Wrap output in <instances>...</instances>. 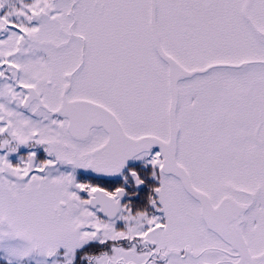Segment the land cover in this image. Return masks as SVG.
Wrapping results in <instances>:
<instances>
[{"label":"flooded vegetation","instance_id":"obj_1","mask_svg":"<svg viewBox=\"0 0 264 264\" xmlns=\"http://www.w3.org/2000/svg\"><path fill=\"white\" fill-rule=\"evenodd\" d=\"M157 1L160 5L171 0ZM119 5V0L113 2L110 10L119 14ZM36 6L23 20L28 29L23 37L0 42L1 47L22 38L23 48L17 52L25 54L24 59L6 60V52L0 51V91L9 89L16 92L15 98H23L21 107L41 130L40 137L22 143L43 149L59 136L65 153L81 160L78 166L67 160L54 170L69 173L68 179L72 171L78 173L69 200L61 201L75 229L89 237L78 254L85 252L83 257L89 258L104 248L112 264H264V118L257 116L256 103L253 116L231 121L234 106L225 104L222 93L204 92L211 122L206 140L202 124L189 113L200 102L198 93L192 92L189 82L183 88L187 102L181 103L179 95L176 157L204 193L200 201L182 181L164 174L159 148L138 152L130 145L131 137L141 135L131 132L123 104L114 96L100 100L89 91L97 83L94 30L107 16L105 3L37 0ZM38 13L41 18L36 20ZM40 29L43 37L35 44L33 34ZM9 52L10 56L11 48ZM14 108L10 114L20 115V108ZM233 124L238 129L235 134ZM34 159L35 154L30 157L29 175L34 172ZM208 174L211 185L205 179ZM170 183L178 189L165 191ZM96 189L104 194L100 202L106 216L100 206H91ZM210 203L213 208L207 209ZM79 219L85 222L80 224Z\"/></svg>","mask_w":264,"mask_h":264},{"label":"rangeland","instance_id":"obj_2","mask_svg":"<svg viewBox=\"0 0 264 264\" xmlns=\"http://www.w3.org/2000/svg\"><path fill=\"white\" fill-rule=\"evenodd\" d=\"M101 1L105 3L108 13L94 30L97 83L93 88L89 87V91L100 100L114 96L118 104H123L127 125L134 135L157 134L168 139V68L153 46L151 1L119 0V14L110 10V5L117 0ZM0 3L2 9L6 8L9 12L5 17L15 14L22 18V22L37 9V0H0ZM157 12L162 44L185 67L193 70L221 63L243 65L241 68H214L206 74L180 82L181 103L187 102L183 88L188 82L192 92L198 93L200 102L190 107L189 113L193 120L202 124L204 139L207 140V128L211 127L207 118L208 97L204 92L213 96L222 93L225 104L234 106L230 109L234 111L231 121L243 120L245 114L246 118L253 116V103H256L259 111L257 116L264 118V64H252L254 61L264 62V0L161 1ZM3 13L4 10L1 15ZM119 19L118 26L114 25L113 22L117 24ZM43 30L33 34L35 44L43 37ZM23 45L21 38L19 43L1 45L0 51L6 52V60L9 57L24 59L23 50L22 53L17 52ZM3 57L2 61L5 59ZM12 93L15 95L16 92ZM24 95L22 93L18 97ZM32 110L37 111L35 108ZM262 125L264 131V122ZM231 131L233 134L238 131L236 125L231 126ZM1 137L0 150L11 154L20 149L19 143L12 137L11 141ZM49 143L42 146V150L56 159L49 172L57 170V166L66 165L67 160L73 161L74 166L79 165L80 158L65 153L64 141L59 136ZM26 145L20 144L21 147ZM28 146L33 144L28 143ZM81 171L88 173L86 169ZM77 174L72 171L68 180L54 179L49 175L38 178L2 163L0 255L9 264H74L89 237L83 230L75 229L69 209L64 210L60 202L69 200V188L74 186ZM205 179L209 185L212 184L209 174ZM177 189L170 183L164 190ZM84 222L79 219L80 224ZM87 259L88 264H112L106 255L94 260H90V257Z\"/></svg>","mask_w":264,"mask_h":264},{"label":"water","instance_id":"obj_3","mask_svg":"<svg viewBox=\"0 0 264 264\" xmlns=\"http://www.w3.org/2000/svg\"><path fill=\"white\" fill-rule=\"evenodd\" d=\"M150 23H151V35L153 37V46H155L156 53L160 59L165 62L169 68L168 70V90H170V105L168 109V124H169V138L168 140L163 139L161 136L153 134H145L141 137H131L130 145L137 148L138 152H144L146 150H151L152 148H159L162 153L163 163L162 169L164 174L173 175L178 180L182 181L184 188L189 191V193L194 196L196 199L202 201L204 193L201 190H198L193 182L190 179L188 170L181 164L178 163L176 154H177V141L178 133L180 130V124L178 122V105H179V82L191 77L199 76V74H206L210 72L211 69L221 68V67H237L241 68L243 65H227V64H216L210 65L206 69H193L191 70L178 60L176 56H172L167 52L165 46L162 45L160 28L158 23V1L150 0ZM3 12V9L0 8V14ZM41 13L35 14L34 17L36 20H39ZM256 62V61H254ZM252 62V64L254 63ZM56 115H61L59 111L54 112ZM100 127V126H99ZM93 197L91 200V206L101 207V215L106 216V209L100 201H102L104 194L99 189L93 191ZM61 205L64 207L65 203L61 202ZM102 205V206H101ZM116 207V206H115ZM118 208V207H117ZM207 209H212V204H206ZM116 209V208H115ZM106 210V211H105ZM115 212V210H113ZM114 217V214L111 215ZM218 229L214 228L216 232Z\"/></svg>","mask_w":264,"mask_h":264},{"label":"trees","instance_id":"obj_4","mask_svg":"<svg viewBox=\"0 0 264 264\" xmlns=\"http://www.w3.org/2000/svg\"><path fill=\"white\" fill-rule=\"evenodd\" d=\"M0 8H2L1 3ZM3 10L4 13L2 15L0 14V42H6V40L9 38L10 40L17 42V37H23V31H27L28 29L24 27L23 22L21 21L22 18L16 16L15 14L7 18L5 16L9 12L6 10V8ZM18 12L20 13L21 11ZM254 63L264 64V62ZM22 101L23 98H20L19 100L18 98H15L13 96L12 90L8 89L6 91H0V135L2 136L1 138L4 137L7 138V140L11 141L10 137H12L15 141L19 143L20 148L17 152H11V154L7 153L5 150H0V166H2V163H6L8 165L17 167L22 173L29 174V171L31 170L29 164L30 157L31 155L35 154V159L31 163L33 164L32 168L34 169V172H32L31 176L36 175V177L38 178H43L49 175L51 178L54 179L68 180V177L70 175L69 173L67 174L58 171L49 172V167L55 164V159L50 157L48 152L42 149H32L30 148L31 146L28 145L22 147L20 146V144L22 143L21 140H33L34 138L40 137L41 133V130H39L37 124L30 119L29 114L25 113L24 109L21 107ZM15 106H18L20 108V115H16L15 113H13V115L10 114L11 111H14L13 109H15ZM16 118L19 119V122ZM36 132H39V136L36 135ZM25 134H27V136ZM88 179H92L94 183L95 181H98V178L94 176H88ZM85 255V252H83V254L81 255L78 254L74 261V264H88L86 262V260L88 259L86 257H83ZM104 255V248H102L101 250H95L93 254H91L90 260H94V258L101 257ZM0 264L9 263L5 258H2V256L0 255Z\"/></svg>","mask_w":264,"mask_h":264}]
</instances>
